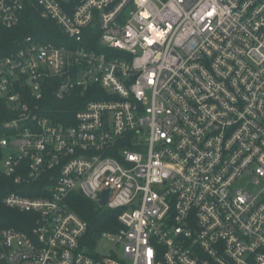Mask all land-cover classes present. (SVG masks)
Wrapping results in <instances>:
<instances>
[{
    "label": "built area",
    "instance_id": "obj_1",
    "mask_svg": "<svg viewBox=\"0 0 264 264\" xmlns=\"http://www.w3.org/2000/svg\"><path fill=\"white\" fill-rule=\"evenodd\" d=\"M28 8L63 40L0 56V178L33 195L2 204L34 216L0 264H264V0H0V28Z\"/></svg>",
    "mask_w": 264,
    "mask_h": 264
},
{
    "label": "trees",
    "instance_id": "obj_2",
    "mask_svg": "<svg viewBox=\"0 0 264 264\" xmlns=\"http://www.w3.org/2000/svg\"><path fill=\"white\" fill-rule=\"evenodd\" d=\"M25 38H31L43 43L54 42L59 45L62 36L59 28L53 21H46L40 17L36 9H27L24 13L20 23L14 29L0 28V56L7 55L18 50ZM60 41V42H59ZM91 49L96 48V44L92 42ZM53 108L62 110L63 112H74L78 110L71 105L76 103L78 107L83 105L86 101L94 98L87 96L80 100H66L65 102H58L53 100L51 93L44 97ZM79 103V104H78ZM21 187L16 186L11 178H0V230L13 228L20 232H29L33 227L34 216L29 213H20L18 211L5 208L2 204V199L8 192H15L17 194L33 196ZM69 207L82 220L88 224V238H92L95 242L101 232L114 231L119 228L117 222V211H109L95 206L92 202L82 197L79 194H71L68 197Z\"/></svg>",
    "mask_w": 264,
    "mask_h": 264
},
{
    "label": "rangeland",
    "instance_id": "obj_3",
    "mask_svg": "<svg viewBox=\"0 0 264 264\" xmlns=\"http://www.w3.org/2000/svg\"><path fill=\"white\" fill-rule=\"evenodd\" d=\"M235 188H246L248 191H255L262 189V185H255L252 180L248 176L241 177L235 184ZM112 247V244H110L107 241H104L102 243H99V245L96 247L97 252L107 253L110 248ZM126 264L129 263V261H125Z\"/></svg>",
    "mask_w": 264,
    "mask_h": 264
},
{
    "label": "water",
    "instance_id": "obj_4",
    "mask_svg": "<svg viewBox=\"0 0 264 264\" xmlns=\"http://www.w3.org/2000/svg\"><path fill=\"white\" fill-rule=\"evenodd\" d=\"M108 193H104L100 198H99V204L101 206H104L106 204Z\"/></svg>",
    "mask_w": 264,
    "mask_h": 264
}]
</instances>
